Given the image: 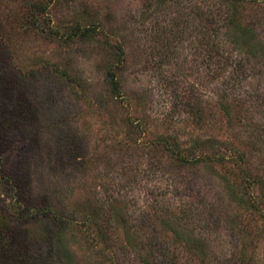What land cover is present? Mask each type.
<instances>
[{"label":"rangeland","instance_id":"rangeland-1","mask_svg":"<svg viewBox=\"0 0 264 264\" xmlns=\"http://www.w3.org/2000/svg\"><path fill=\"white\" fill-rule=\"evenodd\" d=\"M232 14L264 46V0H0V118L12 104L30 111L0 119V241L13 239L0 264H56L60 245L69 264H144L126 232L167 264H264V212L243 202L246 173L264 183V61L231 92L229 114L208 66L209 49L237 53ZM110 66L123 103L108 91ZM159 136L222 141L231 160L182 167ZM57 213L71 221L60 238Z\"/></svg>","mask_w":264,"mask_h":264},{"label":"trees","instance_id":"trees-1","mask_svg":"<svg viewBox=\"0 0 264 264\" xmlns=\"http://www.w3.org/2000/svg\"><path fill=\"white\" fill-rule=\"evenodd\" d=\"M238 0H233V2H237ZM235 4H233L234 6ZM235 14V13H234ZM234 14H232L231 17L225 18V21L229 24V31L231 34V41L236 46L237 52L234 57L223 55L218 56L216 53H214L208 49V45L206 46L205 51L208 52V58H210V63L208 66L214 62V81H216V84L214 85V101L215 103H218L219 109L221 112H224L226 114H229L231 111V103L229 101V97L231 92H235L237 89L236 87L238 84H243L244 80H247L246 77H244L245 73L252 70L253 67H255L256 63L258 64V61L263 60L264 61V46L262 42L257 38L255 32L250 29L248 26H241L237 23L236 19L234 18ZM89 31H81V30H74L71 33V37H77L88 34ZM207 36L204 34V42L206 41ZM204 51V52H205ZM241 53V54H240ZM124 54V51L121 47L120 54L117 55V61L122 58ZM255 62L251 66L250 63ZM107 84H108V91L112 97V99H119L121 103H123V100L125 99L124 93L122 91V85L121 82L117 78V73L115 67H108L107 69ZM238 87H241L238 86ZM233 99L238 101L239 104L246 105L245 110L247 111L248 107H256L260 108L263 107L261 105H257L255 103L254 105H251V103H244V100L239 95H233ZM247 104H250L248 106ZM15 116L16 119L27 120L30 111L25 107L24 105H21L18 103L15 106L12 104L9 108L8 112L5 114H2L1 118V124L2 122H5L10 118L9 116ZM264 122V121H263ZM130 128L136 129L137 123L134 122L130 123ZM256 131V138L264 143V124L263 125H257L255 126ZM156 148L161 147L168 155V158L172 161H175L176 163H179L182 167H189L194 168L198 166H206V165H214L217 166H224L225 164L229 163L231 160L230 158L225 157L223 154V142L218 140H212V139H205L201 141L192 142L186 146H183L181 142H179V139L177 137L172 136H159L155 138V142L153 143ZM237 159L240 161L239 163V172L241 174H244L243 172V157L241 155H237ZM153 171L152 173L155 177L158 176V173L160 172V168H157L156 165H153ZM247 200H243L239 193L238 200H243V202L247 203L249 207L255 211V212H264V183L260 181V179L256 176H252L250 174H247ZM224 180L225 184V178H222ZM168 186V185H167ZM257 188L258 194L252 195L251 192L254 188ZM245 190V194H246ZM242 193V192H241ZM71 221L69 218L63 214V213H57L53 217V224L56 229V234L58 238L64 235L65 230L68 228V224H70ZM98 234L92 236V241H96L94 239L95 237H98L100 239L101 244L105 245V234L97 231ZM5 236V233L3 234V237ZM91 236V234L89 235ZM88 236V237H89ZM141 234L138 232L134 233H125V238L128 243V245L133 249L134 254H136V257L139 258L140 261H142L144 264H167V262L171 261L168 253H165L163 255H159V253H154L152 250H148L146 248H141L138 246V239H140ZM13 239L8 242L0 241V258H4L8 254L11 253ZM200 248H202V245L198 244ZM142 251L146 252L142 254ZM67 254H69V249L66 247H63L60 245V257L58 258V262L56 264H69L71 261L67 259ZM10 257V255L8 256ZM11 262V261H10ZM9 263V262H8Z\"/></svg>","mask_w":264,"mask_h":264}]
</instances>
